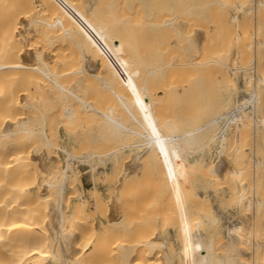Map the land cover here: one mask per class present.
<instances>
[{"label":"bare ground","instance_id":"6f19581e","mask_svg":"<svg viewBox=\"0 0 264 264\" xmlns=\"http://www.w3.org/2000/svg\"><path fill=\"white\" fill-rule=\"evenodd\" d=\"M146 1L148 0H125L123 3H121V0H0V264H264V194L259 193L260 199L257 198L254 201H250L251 191H246L250 182L248 179V183L246 181V176L249 172L254 171L255 182H257V177L259 176L258 170L264 169V153H262L264 151V140H262L263 142L261 141L263 146H260L263 151L255 145L256 148L260 149L261 155H263L262 160H260V157L259 160L256 158L257 160L252 159L250 162L248 160L250 157H248L245 162V153H243L245 151V145L251 141L249 136L252 134L248 132L251 126L255 127L252 129H256V131L263 127L261 128L263 131L260 134H264V69H262L264 63L261 64L263 61L262 57L264 58V51L260 53L259 48H257L259 46L264 48V36H260L261 39L263 38L262 41H259L260 38L257 36L259 43L257 42L256 44L258 46L256 45L257 47L255 46L254 48H257L258 50L256 49L255 51H259L260 55H262L259 56L258 54V58L254 54L257 56L255 58L260 60L255 59V61L258 60L261 62L255 63L254 66L258 64L262 65V67L257 66L255 69V73L258 74L257 78L252 66L249 68L252 69L254 74L248 72L249 68L246 67L250 63H248L251 60L249 58L250 55L253 58V53L250 54L249 51L251 52L252 47H254L251 45V48L249 46L245 49V45H250L248 43L249 41L251 43L249 36L244 37L246 31H249V28L246 30L247 24L249 21L252 23L254 19L248 20L250 19L249 15L248 19L243 17L244 19L242 21L239 19L238 14L232 15L231 13L230 15L232 16H229L232 20L230 27L227 28L224 26L225 28L223 27L221 32L218 33L219 36H216L218 37L217 40L213 38L216 42L213 41L212 44H215L209 45L215 47L206 46L207 49L204 46H196L194 44V48H192L193 46L188 47L189 49L185 48L187 49L186 51H190L189 54L191 56L189 58L192 59L191 61H193V58H197L194 60L195 62L193 61L194 63L189 61V65L185 64L188 66H186L187 68L184 67L185 65L183 66L185 60L182 58L180 62L183 63V67L181 68L176 66L178 64H175L176 62L178 63L179 59L175 63L168 61L170 60L168 57H171L169 54H172L171 52L174 49L171 52L170 50L166 52L164 49L169 42L163 44L167 40L172 41L170 40L171 36L164 31L166 27L168 29L171 27L172 30L179 31L187 25V22H189L188 24H193V21L196 19L201 20L200 17L195 16L196 14L208 16V21H212L210 19L213 18V14L217 13L215 11L219 7L220 11L231 6L242 10L249 1L210 0L212 1L211 3L219 6L211 14L212 16L210 18L208 11H213V7L215 6V4L213 6L211 5V9H213L211 10L208 7L211 4L210 2L204 4L206 2H202L203 0H164L171 5L168 7L170 11L167 17L170 15L173 16L170 14L172 11L175 17L177 15L179 16V14H186L184 18L185 22L188 18L191 19V17L195 19H192L193 21L188 20L184 27L182 26L184 24L183 21L182 24L180 22L178 24L176 23L178 20H175V17L172 19L170 16L171 19L169 18V20L164 21L165 18L168 19L166 17L167 13L163 14L166 9H162V6L161 8L156 6L162 10V13H160L161 10H156L157 8H154L150 5L149 1ZM234 3L235 5H233ZM256 3V10L254 11L257 14L258 20L260 19V22L258 24L256 21L255 25H259L258 27L264 26V0L256 1ZM255 5L254 7L251 6V8H249V5V9L246 7L247 11L251 14L254 13L251 9L252 7L255 9ZM179 6L182 7V12L180 11V13H178ZM237 12L236 10L235 13ZM223 13L221 14L225 15ZM192 14H194V17L189 16ZM221 14L218 16V18L220 17L219 19L214 15L216 22L218 19L220 24V19H222ZM244 14H247V12L245 11ZM162 15H165V17L163 18ZM222 20L224 22V18ZM213 23L215 21L211 22L212 25ZM209 24L207 25L209 26ZM196 25L193 24V26L199 27ZM248 26L250 27L249 24ZM258 27V32H262L260 34L264 35V27L263 29H261L262 27L260 29ZM236 29L241 30L242 35L236 33ZM161 31H164L163 34ZM164 33H167V36ZM151 34L153 35L154 41L159 42L160 47L163 48L166 46L163 48L165 54L162 53L160 47L155 56L148 57L149 55L139 52V41L143 37ZM163 35L166 37L163 38ZM206 35L208 36V34ZM168 36H170V39ZM186 39L188 40V37ZM195 43L200 44V40ZM241 43L244 44L241 45ZM122 45H127L132 49V58L129 57V62L123 59L127 51L120 49ZM172 46H169L170 49ZM123 50L124 53L122 54L121 52ZM245 50L249 51L247 52ZM166 53H169L167 54L168 56ZM212 53L215 54V57ZM206 54L213 56H210V58L214 59H211L213 61L212 64L215 63L214 65H209L204 61ZM164 55L168 58L166 62L163 60L165 63L162 62L163 57H165ZM181 55L184 56V54ZM184 59H186V63L189 60L187 58ZM243 60L245 61V65H242L244 64ZM167 61L172 64L167 63ZM232 63L236 66L232 65ZM215 65L218 72L222 75V78L219 81L221 83L219 84L217 82L219 85L216 84L218 90H216L218 92V97H216L218 98V100L216 99L217 107L215 105V108H212L214 109L213 115L210 112L212 116L205 127L199 125V127H196V131H192V129H195L193 128L195 123H193L194 125H192L190 131L185 129V127H189L190 123L185 122L188 126H184L182 125L184 122H181L182 124L174 122L177 119L175 116L174 119L172 117L173 121L165 119L170 115L163 111L162 116L164 120L161 121L162 126L159 125L162 127L159 128V134H154V131L151 132L148 129L145 131L144 128H149L148 123H152L155 120L154 118H156L152 115L153 111L151 110L155 108L154 106L157 108L155 93L150 89L153 82L158 80V83H154V86L156 84L158 85L156 88H153H158L157 90L160 91L161 88L159 89V87L166 84L164 82L160 84V79H166L169 76V80H171L172 76V81L175 80L177 83L178 81L176 80L183 76L181 75V71H183L186 72L183 76L186 82L188 79L186 80L185 76H188V71L189 74L190 71H193L192 74L195 71L202 74L204 71L206 72V66ZM189 66H191L190 69H188ZM126 68L128 70L130 69V71L129 73L127 72L128 76L124 77V79L126 78L125 81H122L120 79H123L122 74L123 76L126 74ZM142 68L144 70L146 69L145 73L143 72L144 70L142 71ZM122 70L125 71L123 72ZM227 70H229L230 74L232 72L237 74L239 71H244L243 81L246 86L255 82V89L250 90V98L251 101H254V105L250 104L249 101L247 102L250 106L253 105L255 112L262 107L259 111V116L255 117L251 115L254 110L250 114H246V112L245 114L241 113L245 109L244 106H247L246 104L248 103H233V95L239 89V84L238 79L232 78ZM120 71H122V74H120ZM173 74H178V78L175 79L176 75L173 76ZM200 79L202 80V78ZM200 79L198 80L197 86H195L197 89L203 87V80L200 82ZM120 81L122 82L120 83ZM172 81H170V84ZM117 82L123 87L119 85L117 87ZM86 85L88 86L87 89H85ZM246 86L245 88H247ZM136 88H138V94L135 95L134 92V96L132 97L131 93L133 92L131 91L133 89L135 91ZM247 89L249 91L250 88ZM79 92L81 95H84L85 99L81 100V95L78 94ZM155 92L157 91L155 90ZM101 93L106 97L105 102H108V100L110 102L111 98H115V104H113L114 101L112 100V104L105 107L107 111L105 114H101L103 117L98 116L95 110L97 107L96 101H99L96 99L98 98L97 95ZM180 94L174 92L173 98L175 100L179 99ZM86 99L89 102V106L91 105L90 108L87 106L89 109L87 107L85 108L88 105ZM83 101L86 102L84 103L86 105L82 103ZM166 101L170 103L167 99ZM158 103L160 104V102ZM156 108L154 109L155 113L157 111ZM108 110L109 113L110 110L112 112L114 111V114L112 112V114L110 113L114 117L112 116L110 118L111 115H108ZM173 111L175 112L174 109ZM171 112L168 111V113ZM222 113L227 114L223 124H220ZM171 115H174V113H171ZM102 118H104V121L107 119L108 123H103ZM99 120H102V124H105L106 127L101 126ZM141 122L143 124L147 122V127H144V130L140 131L144 126L142 124L140 130L138 128L133 129V131L138 130V132L134 135V138L130 137V139H135L136 142L134 144L127 141L124 142L125 140H130L126 137L128 133L125 134V132L123 133L122 131L121 133L120 131L122 129H130L132 131L131 127L133 126L134 128V125L137 124L139 126ZM58 124H61L67 132L70 130L75 135L78 133V137L73 135V137H76H74L75 139L85 137L84 140L81 139L83 141L77 139L81 144L76 140L79 144L78 147H80L79 149L75 148L79 150L78 152L83 150L84 147L81 148L83 144L85 146L91 144V147L92 144H102L103 148H105L104 152L102 147L97 146L103 150V153H100L96 146L93 148L90 147L89 151L88 149L86 151L89 153L84 154L85 157L89 158L84 159H86L85 161L89 160L90 166L86 164L91 168V172L94 175L97 171V159H101L102 161L110 159L113 166L120 160L122 164H125L126 160L122 158H124L123 156L127 151L132 152V149H134L136 152L137 149L139 150L149 145L150 147L154 145L166 146L164 163H173L178 168L175 174L176 182L178 181V185L181 183V186L184 185L185 187L178 188L176 184L177 189H171V184H168L171 182V179L168 177L170 179H167L169 181L168 183L164 182L163 184L162 182L161 184L163 186L160 184L162 187H165V183H167L166 191L162 187L159 191L154 193L152 191V196L163 199V201H161V198V200H158V202L161 201L162 209L158 205V207L156 205V207H153V205H126L128 204L127 200L130 201L129 197L127 198L129 196L127 189V196H125L127 192L123 189L122 191L125 192L124 195L118 192L112 193L106 198L101 196L102 193L99 192V194L98 191L92 190L94 192L92 193L94 205H84L85 201L82 199L84 194L81 189L83 185L80 179L76 180V175L79 172L75 169L76 164L80 162L78 161L80 158L78 155L80 154L77 153L74 147L73 149L78 155L74 154L72 149L70 151L67 148L60 147L57 141L59 140V131H56ZM84 124L89 125L90 129L92 127L91 132L88 130L92 137L91 141H89V137L87 139L85 136L87 134L83 133V136H80L81 134L79 135L82 131L87 130H82ZM99 127L104 131L100 132L101 129L99 130ZM80 128L81 131L79 130ZM118 130L119 132H117ZM130 130H128L129 134L131 133ZM152 130L158 131V127L157 129L154 127ZM190 132H195L194 135H196L193 136ZM118 133H121V136L122 134L126 136L121 137ZM133 133H131L132 136ZM129 134L128 136H131ZM152 137H155L153 139H156V137L159 138L151 141L150 138ZM120 138H122L121 141ZM139 138H142L144 141L141 142ZM248 138H250L249 141ZM217 142L220 144L218 150L220 158L219 160L217 159V162L210 163L211 166L208 164V166L203 165L204 162H199L200 164L197 163L199 166L195 167L192 161L188 159L189 154H192L194 157L195 154L205 152L208 147ZM167 145L172 146L168 147ZM58 151L64 152L67 156L68 162L66 163L64 161L66 164H61L60 153L58 154ZM91 151L92 153H90ZM145 151L148 153L147 150ZM140 152L143 153L142 149ZM248 152L250 154V151ZM164 153L162 154L164 155ZM126 155L129 156L130 152ZM150 156L154 155L150 154ZM223 156H237L239 158L241 156V159L233 157V163L230 165L223 160ZM82 159L81 162H84ZM70 160L78 162H75L76 164L73 167ZM120 162L119 164H121ZM261 163L263 169L258 166ZM197 172L204 180L208 181L211 177L214 178L216 186L219 184L218 186L226 185L230 187L232 193L231 200L238 203V205H235V208H239L241 217L239 215L240 213L238 215L242 222L227 228V242L223 241V231L219 230L217 232V229H221L218 228L220 227L218 225L220 219L212 211L209 200L206 201L203 196L195 195L196 193H193L190 189L192 186L190 184L192 181L191 178L193 177L195 179L199 177ZM183 175L186 176L185 179ZM195 175L196 177H194ZM164 178L166 179L167 175ZM178 178H182L180 180L183 183ZM165 179H162V181H166ZM36 181L37 187L34 190L33 187ZM231 183L235 184L230 185ZM238 184L240 185V190L241 187L245 189L241 193L236 192ZM210 185H212V182ZM234 185H237V187ZM44 186L54 191V200H50L48 196L52 193H43ZM46 189L44 192H48V189ZM139 190L141 191L143 189L140 188ZM169 190L173 192L171 193L173 195L176 193V198L178 197V199L173 198V201H180V204L178 203L179 205L171 203L172 196L169 195ZM176 190L177 192H174ZM140 191L137 196L134 195V198L138 202H144L146 196H148L147 193L150 194V192L148 190L146 192ZM217 192L219 193V191ZM65 193H67L66 197ZM177 193L179 194L177 195ZM165 196L168 198H164ZM76 199L77 201L72 204ZM168 202L169 205H166ZM114 203L116 205H113ZM90 206H93L92 208L95 209L94 215L96 214L102 219H105V225L101 221L97 225L90 220L91 217H87L91 210ZM246 211H251V215ZM127 214L128 217L126 216ZM244 214L246 216H243ZM207 216L210 218L209 220L206 219ZM203 217L209 222H204ZM115 219L117 220L115 221ZM153 221L155 223L157 221L158 223L160 221V224L162 223L161 225L164 230L160 229L161 226H158V229L161 232L165 231L168 235L166 236L164 234L166 238L163 241L157 240L159 235L155 239L153 231L157 226H153ZM206 223L209 226L211 225L208 234H206L205 230ZM151 224H153L152 227ZM220 231L222 232L220 233ZM172 232L175 233L173 234L176 236V240H179V243L181 242V245H179L180 248L176 249L172 244L170 245L169 237L172 235ZM247 254L249 256L248 258L245 257Z\"/></svg>","mask_w":264,"mask_h":264},{"label":"rangeland","instance_id":"374dc122","mask_svg":"<svg viewBox=\"0 0 264 264\" xmlns=\"http://www.w3.org/2000/svg\"><path fill=\"white\" fill-rule=\"evenodd\" d=\"M125 0H121V3H123ZM149 1V3H150V5L151 6H153L154 8H161V6H162V9L164 8V10H165V12L163 13V14H166V17L168 16V13H169V11H170V8H168V7H170L171 5L169 4V3H166L164 0H160V2H159V0H148ZM148 1H146V2H148ZM247 1H249V2H251L250 4H249V2H247V5L246 6H244V10L242 9V10H238L237 8H235V6H231L229 9L228 8H224V10H221L222 12H224L225 13V15H222L221 13V11L219 10L220 9V7L217 5V4H215V3H211L212 1H210V0H203L202 2H206V3H204V4H207V3H211L208 7L211 9V5L213 6V4H215V6L213 7L214 8V10L213 9H211V10H213V11H208V15L210 16V18H211V14H213V12L218 8V10H219V12H221V13H219L218 12V10L217 11H215V12H217V13H215V14H213V18H211L210 20H212L213 22L215 21V23H213V25L211 24V22L212 21H208V16H202V15H198V14H196L195 16L196 17H200V19L203 21H201V20H195V19H193L192 17H191V19H189L188 17V19H187V21L188 20H195V21H193V24L194 25H198L199 27H195V26H193V24L191 23V24H188L189 22H187V25H190V26H187L186 25V22H185V20H184V18H185V16H186V14H179V16L177 17H175L174 15V13L171 11L170 12V14H172L173 16H171L172 17V19L175 17V20H178L176 23L178 24V22H180L181 24H182V21H183V27L184 28H182L181 30H179V31H181V32H179L178 30V32L179 33H181V34H179L177 31H175L174 29L172 30V28L171 27H169V29H168V27H166V29L165 28H163V29H165L164 31L165 32H167L168 33V35H170L171 36V39L169 38L170 36H168V38L170 39V40H172L171 42L170 41H166V42H164V40H163V44H167L168 42H169V44H167V47L165 46V45H163V46H165V47H163V48H165L164 49V51H166L167 52V50H168V52H169V50H170V52L172 51V49H174L173 50V52H171L172 54H169V53H166V55L167 54H169V55H171V57L169 56L168 58L170 59V60H168V58H167V56L166 55H164L165 57H163V59H162V62H164L163 60H165V62H166V60H168V61H171V62H173V63H175L176 61H178L177 59H179V61H178V63L176 62L175 64H178V65H176L177 67H183L185 64H187V65H189L188 63H190V62H192V63H194L195 61L194 60H196L197 58H193V61H191L192 59H190L189 57L191 56V54H189L190 53V51H186L187 49H189L188 47H190V46H193L192 48H194L195 46H194V44H196V46H204L205 48H207V47H215V46H209V45H211L212 43H213V41H214V39L213 38H215L216 40H217V38L218 37H216V36H219V32H221V30H222V28L225 26V27H227V28H229L230 27V25L232 24V20L230 19V17L233 15V14H238V16H239V19L240 20H242V19H244L243 17H245V18H247L248 19V17L250 18V19H248V20H252L253 18V20H252V23H250L251 21H249V25H250V27L248 26V24H247V28H246V30L249 28V31L247 30L246 31V33L248 32V34H246L245 32V36L244 37H248L249 36V39L251 40V43H250V41L248 42L250 45H245V49H247V47H249L250 46V48H251V45H253L254 47H252L253 49V51L251 50V52L249 51V50H245V51H249V53L250 54H252L253 53V58H251V55H250V61H248V63L250 64H246L247 66V68H249L250 66H252V69H254L253 70V72L255 73V69H256V67L258 66H261L262 67V65L261 64H263L264 63V58L262 57V59H263V61H262V63L261 62H259L260 60L258 59L259 58V56H262V55H260V53H263V51H264V48H261L260 46L259 47H257L258 46V44H256L257 42H258V39H259V41H262V39H261V37L262 36H264V35H261L260 33H262V32H258V30H257V27L259 26V25H255V23H256V21L258 22V24H259V22H260V19L258 20V17H257V14H255L256 12L254 11V10H256V5H257V3H256V1H259V0H247ZM165 2V3H164ZM137 3V2H136ZM154 4V5H152V4ZM255 3H256V5H255ZM159 4V5H158ZM166 4V5H165ZM163 5H165L164 7H163ZM216 5H217V7H216ZM233 5H235V3L233 4ZM237 5V4H236ZM250 5V6H249ZM254 5H255V9H253V7H254ZM157 6V7H156ZM160 6V7H159ZM248 6H249V8H251V6H253L252 7V12H254V13H250V12H248L247 11V8H248ZM180 7V9L178 8V13H180V11L182 12V7L181 6H179ZM247 7V8H246ZM156 9V10H161V9ZM208 8V10H210ZM235 8V9H234ZM248 8V9H249ZM227 11H226V10ZM234 10H235V12H236V10L238 11L237 13H235L234 12ZM226 11V12H225ZM245 11L247 12V14H244L245 13ZM160 13H162V10H161V12ZM219 13V14H218ZM223 13V14H224ZM232 13V15H230ZM253 16H251L250 14ZM218 14V16L221 14L222 16V19L224 18V22H222L223 20L222 19H220L221 21V24L218 22V19L220 18H218V16H216ZM255 16H254V15ZM214 15L218 18L217 19V22H216V17H214ZM227 15V16H226ZM245 15V16H244ZM249 15V16H248ZM163 16V18L165 17V15H162ZM167 17L168 19H164V21H166V20H169V18L171 19V17ZM184 16V17H183ZM189 16H193L194 17V14H192V15H189ZM224 16V17H223ZM230 16V17H229ZM227 17V18H226ZM252 17V18H251ZM176 18H178V19H176ZM181 18V19H180ZM202 18H204V19H202ZM207 18V19H206ZM199 19V18H198ZM205 19H206V22H205ZM227 19V20H226ZM246 19V21H248ZM174 20V21H175ZM180 20V21H179ZM255 20V21H254ZM243 21V20H242ZM191 22V21H190ZM195 22V23H194ZM199 23V24H198ZM202 23L204 24L203 26H202ZM208 23H210L209 24V26L207 25ZM243 23V22H242ZM206 24V25H205ZM219 24H220V26H219ZM223 24V25H222ZM191 25H192V27H191ZM196 25V26H197ZM253 25V26H252ZM202 26V27H201ZM208 28H207V27ZM217 26V27H216ZM245 26V25H244ZM244 26H242V27H244ZM255 26H257V27H255ZM194 27V28H193ZM216 27V28H215ZM224 27V28H225ZM251 27H253V28H251ZM260 27H262L261 29H263V27L264 26H260ZM260 27H258L259 29H260ZM191 28H192V32H191ZM251 28V29H250ZM185 29H186V31H185ZM208 29V30H207ZM168 30V31H167ZM169 30H171V31H169ZM229 30V29H228ZM239 29H236V33H239V34H241L242 35V33L240 32L241 30H239ZM257 30V31H256ZM264 30V29H263ZM164 31H161V33L163 34V32ZM224 31V30H223ZM243 31H245L244 29H243ZM170 32V33H169ZM187 32V33H186ZM189 32V33H188ZM229 32V31H228ZM252 32H253V34H252ZM256 32V33H255ZM258 32V33H257ZM264 32V31H263ZM167 33H164V35H166L167 36ZM178 33V34H177ZM184 33V34H183ZM187 34V36H186V34ZM215 33V34H214ZM233 33V32H232ZM162 34H161V37H162ZM177 34V35H176ZM206 34H208V36H209V34H211L209 37L206 35ZM218 34V35H217ZM257 34V35H256ZM163 35V38L164 37H166V36H164ZM174 36V38H172L173 36ZM198 35V36H197ZM203 37H202V36ZM229 35H230V33H229ZM234 35H235V33H234ZM153 35L151 34V35H147V36H145V37H143L142 38V40H140L139 41V46H138V50H139V52H141V53H144V54H146V55H149L148 57H150V56H152V55H156V52L159 50V42H156V41H154V39H153V37H152ZM184 36H186V37H184ZM233 36V35H232ZM253 36V37H252ZM257 36L259 37V38H257ZM261 36V37H260ZM183 37V38H182ZM188 37V40L186 39ZM190 37H192V38H190ZM256 37V38H255ZM167 39V38H166ZM183 39H186V40H183ZM192 39V41H193V44L191 45V43H192V41H190ZM206 39V40H205ZM245 39V38H244ZM161 40V41H162ZM200 40V44H198V43H195L196 41H199ZM202 40H203V42H202ZM216 40L214 41V42H216ZM243 40V39H242ZM248 40V39H247ZM204 41H205V43H204ZM256 41V42H255ZM263 41H264V39H263ZM207 42V43H206ZM253 42V43H252ZM190 43V44H189ZM248 43H245V44H248ZM259 43V42H258ZM161 44V43H160ZM198 44V45H197ZM206 44V45H205ZM215 44V43H214ZM214 44H212V45H214ZM242 44H244V43H241V45ZM171 45H173L172 47H171V49H170V47L169 46H171ZM257 45V46H256ZM124 46V47H123ZM207 46V47H206ZM255 46L257 47V48H259V50H260V53H259V51L258 52H256L255 50L257 49H254L255 48ZM123 47V48H122ZM174 47V48H173ZM156 48V49H155ZM161 49H162V53H164L165 54V52L163 51V48L162 47H160ZM168 48V49H167ZM185 48H187V49H185ZM191 48V49H192ZM121 50L122 49H125V51H127V54H126V56H125V54H124V56H125V58H123V59H126V61L127 62H129V60H130V58L129 57H131L132 58V56H131V54L133 53L132 52V49L130 48V47H128L127 45L125 46V45H122L121 46V48H120ZM131 49V50H130ZM177 49V50H176ZM208 49V48H207ZM206 49V50H207ZM210 49H212V48H210ZM249 49V48H248ZM258 50V49H257ZM177 51H179V52H177ZM209 51V50H208ZM213 51V50H212ZM132 52V53H131ZM151 52V53H150ZM177 52V53H176ZM185 52V53H184ZM256 52V53H255ZM120 53V52H119ZM119 53H117L119 56H121V57H123L121 54H119ZM122 54L124 53V50H123V52H121ZM189 55H188V54ZM178 54V55H177ZM181 54H184V56L183 55H181ZM208 54H209V52H208ZM257 55L258 56V54H259V56H258V58H255V57H257V56H255V55ZM264 54V53H263ZM128 55V56H127ZM163 55V54H162ZM179 55H180V57H179ZM188 55V56H187ZM207 55V54H206ZM204 56V61H206L209 65L211 64V65H214V64H212V62L213 61H211V59L212 58H210V56H214L215 54H213L212 53V55H207V56ZM182 56V57H181ZM209 56V57H208ZM212 56V57H213ZM208 57V59H209V61H208V59H206ZM215 57V56H214ZM164 58H166V59H164ZM181 58L183 59V60H185L184 61V64L183 63H181L180 62V60H181ZM184 58H187V60H188V62L186 63V59H184ZM247 58V57H246ZM261 58V57H260ZM128 59V60H127ZM203 59V58H202ZM248 59V58H247ZM247 59H246V61H247ZM255 59H258L257 61H255ZM199 60H200V58H199ZM212 60H214V59H212ZM249 60V59H248ZM125 61V60H124ZM167 61V63H169ZM190 61V62H189ZM203 61V60H202ZM203 61V62H204ZM164 62V63H165ZM170 62V63H171ZM181 64H180V63ZM245 61L243 60V63H244ZM169 63V64H170ZM196 63H198L197 61H196ZM257 64V63H261L260 65L258 64V65H255L254 66V64ZM172 64V63H171ZM182 64H183V66H182ZM208 64H206V65H208ZM230 64H231V62H230ZM187 65H185L184 67H186ZM218 65V64H217ZM232 65H234L233 63H232ZM242 65H245V63L244 64H242ZM264 65V64H263ZM234 66H236V65H234ZM233 66V67H234ZM188 67V66H187ZM186 67V68H187ZM190 67L191 66H189V68L188 69H190ZM207 68V70H206V72H207V74H206V72L204 71V73H202V74H200L199 72H197V71H195L194 72V74H192V72L190 71V74H189V71H188V73H187V75L189 76H185V78H186V80L188 79V81H186L185 82V79H184V75H185V73L186 72H183V71H181V75H183V76H179L180 77V79L178 78V74L176 75V74H173V76L174 75H176V77H175V79H177L178 78V80H176V81H178L177 83L175 82V80H173L172 81V76H171V80H169L170 79V77L168 76V78L166 77V79H160V81H159V83L160 84H162L163 82L164 83H166L165 85H161L162 87H159V89H160V91L159 90H157V89H155L156 88V86L158 85V84H156V86H154L155 84L154 83H158L157 81H155V82H151L152 83V85H151V88L150 89H152V91H154V95L156 96L155 98V100H156V105H157V108H156V106H154L156 109H157V111H156V113H155V108L154 109H151L153 112H152V115L154 116V117H156V118H154L155 120L154 121H152V123H148V126H149V128L146 126L147 125V122H145V124H143L142 122H141V124L138 126V124L137 125H134V128H133V126L132 125H129V126H132L131 128H132V131L130 130V129H125V130H121L120 132L122 133V131H123V133L125 132V134H129V131L128 130H130L131 131V133H133V136L131 135V133L129 134V135H131V136H128V134H127V136L125 135V134H122V136L121 137H128L129 139H130V137H132V138H134V135L138 132V130H140V128L142 127V124L144 125L143 127H142V129L140 130V131H143L144 129H145V131L148 129L149 131H151V132H153L154 134L155 133H157V134H159V128H162V127H160L159 125H161L162 126V124H161V121L162 120H164L163 119V116H162V112L164 111V113H167V114H169L170 116H168L167 118H165V119H170V120H172L173 121V119L176 117L177 119H176V121L174 120V122H178V123H180V124H182L181 122H184L182 125H184V126H188L185 122H188V124H189V127H185V129H188V130H190L191 131V127H192V125H194L193 123H195V125L193 126V128H195V129H192V131L194 130V131H196V127H199V125L201 126V127H205V125L207 124V122L209 121V119L211 118V116L213 115V112H214V109H212V108H215V105H216V107H217V100H218V98H216V97H218V90H217V86H216V84H217V82L219 83V81H221V78H222V75L220 74V72H218V69H217V67H216V65L215 66H206ZM213 67V68H212ZM264 67V66H263ZM262 67V69H264ZM209 68V69H208ZM212 68V69H211ZM218 68H219V65H218ZM234 68H236V67H234ZM250 69V68H249ZM248 69V72H252V69H250L249 70ZM128 69L126 68V71L125 70H122L123 72L125 71V73L126 74H124V76H123V74H122V71H120L121 73L120 74H122V77H123V79H120V80H122V81H125V79H124V77H126V76H128V73H129V71H130V69L127 71ZM144 70V68H142V71ZM181 70V69H180ZM185 70V69H184ZM210 70V71H209ZM228 72H229V70H227ZM226 71V72H227ZM128 72V73H127ZM144 73L146 72V69L143 71ZM182 72H183V74H182ZM232 72V71H231ZM240 72V73H239ZM237 74H234L233 72L230 74V72L228 73L230 76H232V78H237L238 79V84H239V89L235 92V94L233 95V103L235 102V103H237V104H245V103H248L247 101H249V103L250 104H253L254 105V101H251V91L250 90H254L255 89V86H254V84H255V82H252L253 84H251V85H248V86H246V85H244L245 84V82L243 81V76H244V71H239ZM252 72V73H253ZM218 73V74H217ZM253 73V74H254ZM180 74V73H179ZM234 74V75H233ZM191 75V76H190ZM193 75V76H192ZM236 75V76H235ZM255 75H256V78H257V76H258V74H256L255 73ZM121 76V75H120ZM188 77V78H187ZM191 77H193L192 79H191ZM206 77V78H205ZM121 78V77H120ZM181 78H182V80H181ZM200 78H202V80H203V87L202 88H200V89H197V88H195V86H197V83L199 82L198 80L200 79ZM168 79V80H167ZM119 80V79H118ZM161 80H163V81H161ZM201 79H200V82L202 81ZM207 80V81H206ZM216 82H215V81ZM218 80V81H217ZM256 80V79H255ZM255 80H253V81H255ZM122 81H120V83L122 82ZM170 81H172L171 82V84H170ZM88 83H89V81H87ZM87 82H85L86 84H87ZM100 82V81H99ZM207 82V83H206ZM118 83V84H117ZM116 83V86L118 87V85L120 86V87H123V86H121L120 84H119V82H117ZM141 83V82H140ZM176 83V84H175ZM180 83V84H179ZM211 83V84H210ZM221 83V82H220ZM219 83V84H220ZM188 84V85H187ZM219 84H217V85H219ZM207 85V86H206ZM115 86V87H116ZM171 86V87H170ZM205 86V87H204ZM214 86V87H213ZM245 86L247 87V88H250L249 89V91H250V93H249V91H247L248 89L247 88H245ZM87 85H86V88L85 89H87ZM153 87H155V88H153ZM206 87H208V88H206ZM215 87H216V89H215ZM206 88V89H205ZM84 89V90H85ZM137 89L138 88H136L135 89V91H134V89L131 91V92H133V93H131V95H132V97L134 96V92H135V95H137L138 94V91H137ZM157 91V92H155V90ZM165 89H166V91H165ZM201 90V91H200ZM203 90V91H202ZM215 90V91H214ZM217 90V91H216ZM86 91V90H85ZM207 91V92H206ZM174 92H178V93H181L180 94V98L179 99H177V100H175L174 98H173V94H174ZM215 92H216V94H215ZM78 94H80L81 95V93L79 92ZM161 94H164V95H161ZM168 95V96H167ZM184 95V96H183ZM190 95V96H189ZM213 95V96H212ZM83 96V97H82ZM89 96H91V95H89ZM162 96V97H161ZM236 96V97H235ZM97 97L98 98H96L97 100H99L98 102L96 101V105H97V107L95 108V110H96V112H97V114H98V116H101V117H103L101 114H105L106 113V111H107V108H105V107H108V105H111L112 104V102L115 100V98H111L110 99V102H109V100H108V102L106 103L105 102V96H103L102 95V93L100 94V95H97ZM168 97V98H167ZM182 97H183V99H182ZM185 97H187V98H185ZM213 97V98H212ZM87 99H88V97H86ZM83 99H85V97H84V95L82 94L81 95V100H83ZM86 99V102L88 101ZM108 99V98H107ZM166 99L168 100V102H170V103H167V101H166ZM207 99V100H206ZM210 99V100H209ZM214 99H215V101H214ZM217 99V100H216ZM113 100V101H112ZM159 100V101H158ZM85 101V100H84ZM82 102L83 104L84 103H86V102ZM92 101V100H91ZM90 101V102H91ZM163 101V102H162ZM183 101V102H182ZM191 101H193V102H191ZM158 102H160V104L158 103ZM178 102V103H177ZM214 102V103H213ZM98 103V104H97ZM99 103H100V105H99ZM106 103V104H105ZM110 103V104H109ZM167 103V105H166V107H165V104ZM205 103V105H203ZM207 103V104H206ZM209 103V104H208ZM216 103V104H215ZM246 104L247 106H244L245 107V109H244V111L242 110V114L244 113L245 114V112H246V114H250V112H252L253 110H254V107H253V105H251L252 107H253V109H252V107L250 106V104ZM82 104V105H83ZM87 104L88 105H86V104H84V105H86L85 106V108L88 106L89 108L91 107V105L89 106V102H87ZM91 104V103H90ZM102 104H103V106H102ZM113 104H115V101L113 102ZM176 104V105H175ZM83 105V106H84ZM105 105H107V106H105ZM163 105V106H162ZM212 105H214L213 107H212ZM159 106H160V108H159ZM209 106V107H208ZM87 107V108H88ZM168 107H169V109H171L172 110V112H171V110H169L168 109ZM209 109H208V108ZM88 108V109H89ZM99 108V109H98ZM167 108V109H166ZM248 108V109H247ZM262 108V107H261ZM261 108H260V110H261ZM161 109V110H160ZM173 109L175 110V112L173 111ZM178 109V110H177ZM247 109V110H246ZM212 110V111H211ZM259 109H258V111L256 110V112H255V110L251 113V115H254L255 117L256 116H259L260 114H259V111H260ZM161 111V112H160ZM168 111L169 112H171L172 114L174 113V115H171V113H168ZM112 111L110 110V113H111ZM114 112V111H113ZM112 112V113H113ZM151 112V111H150ZM149 112V113H150ZM212 113V115H210L211 113ZM248 112V113H247ZM109 113V110H108V115L110 116L111 114ZM154 113H155V115H154ZM204 113V114H203ZM258 113V114H257ZM94 114H95V112H94ZM96 114V115H97ZM114 114V113H113ZM117 114V113H116ZM178 114V115H177ZM189 114V115H188ZM192 114V115H191ZM194 114V115H193ZM201 114V115H200ZM226 114L227 113H222L221 114V119H220V124H223V122H224V119L226 118ZM95 115V116H96ZM118 115V114H117ZM117 115H115V116H117ZM210 115V116H209ZM106 116H107V114H106ZM108 116V117H109ZM114 117V115H111L110 116V118L111 117ZM119 116V115H118ZM117 116V117H118ZM162 116V118H160ZM165 116H167V115H165ZM164 116V117H165ZM175 116V117H174ZM179 116V117H178ZM184 116V117H183ZM194 116V117H193ZM200 116V117H199ZM97 117V116H96ZM159 117V118H158ZM170 117V118H169ZM172 117H173V119H172ZM186 117V118H185ZM98 118V117H97ZM105 118V117H104ZM104 118H102L103 119V121L102 120H99L100 121V124H101V126L103 125L102 124V122L104 123V122H106V124L108 123L107 122V119L104 121ZM182 119V120H179V119ZM184 118H185V120H184ZM159 119V120H158ZM196 119H197V121H196ZM117 120H119L118 118H117ZM184 120V121H183ZM102 121V122H101ZM159 121V122H158ZM205 121H206V123H205ZM153 123H154V125H153ZM158 123V124H157ZM152 124V128L150 127V125ZM186 124V125H185ZM197 124V125H196ZM201 124H203V125H201ZM59 125V126H58ZM56 127H57V130L56 131H59L58 132V139L59 140H57L58 141V143H59V145H60V147L61 148H67V149H72L74 152V154H76V155H78L77 153H79L80 155H78V156H80V158H79V160L78 161H80L81 162V159H82V157H83V159H82V161L84 160V162H78V161H75L74 162V160H70V162H71V164L73 165V167H74V164H76V167L78 168H76L75 167V169L76 170H78V172L79 173H77V175H76V180H81V182H82V188L79 186V188H81L82 190H83V200L85 201V204L84 205H94L93 204V201H92V193H94L92 190H94V191H98V193L100 192V193H102L101 194V196L103 197V198H106L108 195H111L112 193H121L122 195H124L125 194V192H123L122 190L124 189V191H126V189H127V191L129 192V196H127L128 195V192L126 193V195L125 196H127V198L129 197V200L130 201H128L127 200V203L128 204H126V205H153V207H156L157 205L158 206H160L159 208L160 209H162L163 207H161L162 206V204H161V201H163V199L161 198V197H154V196H152L153 195V193L154 192H156V191H159L160 190V188L163 186L161 183L163 182V184H164V182H169L168 180H170L171 182H169L168 184H171L170 186H171V189H173V190H175V188H176V184L178 183V181L176 182V177H175V174L177 173V171H178V168H176V166L173 164V163H164V158H165V153H164V151H165V149H166V146H158V145H154V146H151L150 147V145L149 146H146V147H143V148H140L139 150L137 149L136 150V152H135V150L134 149H132V152L131 151H127V153H125V155L123 156L124 158H122V159H124V160H126L125 161V164L123 163H121L120 161V163L121 164H119V162H117L114 166H113V164H112V162L110 161V159H107L106 161H102L101 159L99 160V159H97L96 160V162H97V171L95 172V175L91 172V168L89 167L90 166V162H89V160H87V161H85L86 159H89L88 157H85L84 156V154H86V153H89V152H86L87 151V149H88V151H89V148L91 147V144L90 145H87V143H86V145L87 146H85V144H83V145H81V148L82 147H84L83 148V150H81V152H78L79 150H77V149H79L80 147H78L79 146V144L78 143H80L81 144V142H79V140L80 141H83L84 140V138L85 137H80L81 139H83V140H81V139H79V138H77V139H79V140H77V139H75L76 137L75 136H77L78 137V133H76L77 135H75L74 133H71L72 131H70V130H68V132H67V130L66 129H63L64 127L63 126H61V124H58ZM156 125V126H155ZM61 126V127H60ZM99 126V125H98ZM103 126H105V124L103 125ZM136 126V127H135ZM155 127V129H157V127H158V131H156V130H152V129H154V127ZM83 127V128H82ZM81 128H82V130L83 129H87V130H84V131H87V132H84V131H82L81 133H79V135L80 136H83L82 134L84 133V134H87V135H85L86 137H87V139H88V137H89V141H91L92 140V137L90 136V133H89V131L91 132V129H92V127H91V129L89 128V125H86V124H84V126H82ZM106 127V126H105ZM108 127V126H107ZM144 127H147V128H144ZM61 128V129H60ZM81 128L79 129L80 131H81ZM126 128H128V127H126ZM130 128V127H129ZM135 128H138V130H134L133 131V129H135ZM144 128V129H143ZM175 128V127H174ZM252 128H255V127H250V129H249V131L248 132H250L249 134H252L251 136H249L250 138H251V141H249V139L250 138H248V143L245 145V151L243 152V153H245V158L246 159H244V161L245 160H247V158L248 157H250V158H248V160L250 161H252V159L253 160H259L260 159V157H261V159L260 160H262L263 158V155H261V153H260V149H262L260 146L262 145L263 146V144H262V140H264L263 138H264V134H260V133H262V129L261 128H263V127H261V128H259V129H257V131H258V133H257V131H256V129H252ZM101 129V130H100ZM103 129H104V127H103ZM106 129V128H105ZM151 129V130H150ZM261 129V130H260ZM66 130V131H65ZM89 130V131H88ZM99 130H100V132L102 131H104V130H102V128H100L99 127ZM254 130V131H253ZM79 131V132H80ZM128 131V132H127ZM185 131V130H184ZM62 132V133H61ZM65 132H67V133H65ZM70 132V133H69ZM117 132H119V130L117 131ZM186 132V131H185ZM189 132V131H188ZM252 132V133H251ZM256 132V133H255ZM191 133V132H190ZM194 133L195 132H193V133H191V134H193V136H195L194 135ZM187 134H189V133H187ZM191 134H189L190 136H192ZM68 135V136H67ZM73 135H75L74 137H73ZM125 135V136H124ZM257 135V136H256ZM73 138H72V137ZM68 137V138H67ZM153 138H155V137H152V138H150L151 139V141L152 140H156V139H158L157 137H156V139H153ZM258 138V139H257ZM261 138V139H260ZM61 139V140H60ZM69 139V140H68ZM72 139V140H71ZM74 139H75V141H74ZM127 139V138H126ZM142 139V138H141ZM140 138H139V140L141 141V142H143L144 140L142 139L141 140ZM76 140L78 141V143L76 142ZM86 140V139H85ZM122 140V138H120V141ZM123 140H125V138H123ZM179 140V139H178ZM181 140V139H180ZM256 140H258V142H256ZM74 141V142H73ZM87 141V140H86ZM130 142L131 144H134L136 141H135V139H130V140H125L124 142ZM145 141H146V139H145ZM262 141V142H261ZM253 142V143H252ZM255 142H256V144H255ZM74 143H77V144H74ZM98 144H100V143H98ZM258 144H259V146H258ZM219 142H217V143H214L213 145H211L210 147H208L207 148V150H205V152H203V153H197V154H195V156L193 157V155L192 154H189L188 155V159L189 160H191L192 161V164L193 165H195V167L196 166H199V164L200 163H202V162H204L203 163V165L205 164V165H209V166H211V164L210 163H215V162H217V159L219 160V158H220V156H219V153H218V150H219ZM255 145H257V147L259 148L260 147V149H258V148H256V146ZM67 146V147H66ZM71 146V147H70ZM94 146H100V147H102V149L104 150L105 148H103V146H102V144L101 145H95V144H92V147L91 148H93ZM168 147H170V146H172V145H167ZM251 146V147H250ZM73 147H74V149L75 148H77V149H75V150H77V153L75 152V150L73 149ZM88 147V148H87ZM164 147V148H163ZM247 147H249V148H251V149H253V150H251V149H249V148H247ZM253 147V148H252ZM98 148V149H97ZM96 149L98 150V152H100V153H103V150L102 149H100L99 147H97ZM148 148V149H147ZM151 150H150V149ZM159 148H160V150H162V151H160L159 150ZM86 149V150H85ZM100 149V150H99ZM141 149H142V152L143 153H141L140 151H141ZM153 149V150H152ZM92 150V149H91ZM95 150V149H94ZM93 150V151H94ZM145 150H147V152L150 150V152H148V153H146V151ZM209 150V151H208ZM258 150V151H257ZM71 151V150H70ZM83 151V152H82ZM145 151V152H144ZM152 151H154V152H152ZM160 151V152H159ZM248 151H250V154H249V152ZM262 151H263V149H262ZM261 151V152H262ZM104 152H105V150H104ZM129 152H130V155L128 156V155H126V154H129ZM134 152V153H133ZM164 153V155L162 154V153ZM60 153V154H59ZM90 153H92V151L90 152ZM206 153V154H205ZM248 153V154H247ZM255 153H257V154H255ZM262 153H264V151L262 152ZM58 154H59V156H60V158H61V164L62 165H64V164H66L68 161H67V156L64 154V152L62 153L61 151H58ZM83 154V155H82ZM133 156H132V155ZM135 154V155H134ZM150 154L152 155H154V156H150ZM215 154V155H214ZM246 154H247V157H246ZM82 156V157H81ZM128 158H126V157ZM164 156V157H163ZM189 156H190V158H189ZM243 156V155H242ZM131 157V158H130ZM139 157V158H138ZM233 157H236V158H238V159H241V156H240V158L239 157H237V156H233ZM232 156H223V160H225L226 162H228L230 165H232V163H233V160H234V158H233ZM244 157V156H243ZM65 158V159H64ZM84 158H86V159H84ZM126 158V159H125ZM141 158V159H140ZM213 158V159H212ZM257 158V159H256ZM199 159H200V161H199ZM123 160V161H124ZM129 160V161H128ZM264 160V159H263ZM64 161L66 162V163H64ZM102 161V162H101ZM212 161V162H211ZM242 161H243V159H242ZM250 161V162H251ZM73 162V163H72ZM104 162V163H103ZM200 162V163H199ZM246 162V161H245ZM89 165H87V164ZM107 163V164H106ZM197 163H199V164H197ZM242 163V162H241ZM244 163V162H243ZM110 164V165H109ZM119 164V165H118ZM197 164V165H196ZM104 165V166H103ZM123 167H122V166ZM207 165V166H208ZM263 165H264V163H263ZM101 166V167H100ZM175 166V167H174ZM259 166V168L261 167L262 169H263V167H262V163H261V165H258ZM107 168V169H106ZM136 170V171H135ZM138 170V171H137ZM189 171H191V170H189ZM259 171V176L257 177L258 179H257V182H255V178H254V171L252 170V172L250 171H248L249 172V174L246 176V181H247V179L251 182H249V184H248V186L249 187H247L246 188V191L247 192H249V191H251V193H250V195H251V200L250 201H254V200H256L257 198H259V195L261 194V193H263L264 194V169L263 170H258ZM260 171H262V172H260ZM198 173V172H197ZM188 174V173H187ZM166 175H167V178L165 179L164 177H166ZM190 175V174H189ZM198 176L200 175L199 173L197 174ZM177 176V175H176ZM184 176V175H183ZM191 176V175H190ZM189 176V177H190ZM201 176V175H200ZM196 177V175L194 176V177H196L195 179L192 177L191 178V180L189 179V181H191V183L190 184H192V186L190 187V189L193 191V193H196L195 195H200V196H203L204 197V200H209V205H210V207L212 208V211L215 213V215L220 219V223L218 224V225H220V227H218V228H221V229H217V232H219V230H222V231H220V233L222 232L223 234H222V236H223V241H225V242H227V240H228V237H227V235H226V232H227V228L228 227H231V226H233L234 224H238V223H241L242 221H241V219H240V217H241V212H240V210H239V208H235V205H238V203H235V202H233L232 200H231V198H232V193H231V190H230V187H227L226 185H220V186H216L215 184V179L214 178H210V179H212L211 181H210V179L207 181V180H204V178H202V177ZM39 177V176H38ZM170 179H169V178ZM178 177V176H177ZM181 177V176H180ZM185 177L186 176H184L183 178L185 179ZM162 179H165L166 181H162ZM168 179V180H167ZM179 180L180 179H182V178H178ZM177 179V180H178ZM187 179V178H186ZM194 179V180H193ZM38 180H39V178H38ZM200 180H201V182H200ZM203 180V181H202ZM97 181V182H96ZM161 181V182H160ZM187 181V180H186ZM186 181H184V182H186ZM207 183H205V182ZM210 181V182H209ZM180 182H182L181 180H180ZM203 182V183H202ZM212 182V185H210V183ZM254 182V183H253ZM167 183H165V187H162V189H164L165 188V191H166V185H167ZM183 183V182H182ZM187 183V182H186ZM247 183H248V181H247ZM255 183H257L256 184V186H254L255 185ZM162 186H161V185ZM233 184H235V183H231L230 185H233ZM34 190H36V187H37V181L34 183ZM178 185V184H177ZM147 186H148V188H147ZM214 186V187H213ZM215 186H216V188H215ZM229 186V185H228ZM234 186H236L237 187V185H234ZM252 186V187H251ZM258 186V187H257ZM146 187V188H145ZM168 187V186H167ZM178 188H181V187H185L184 185H182L181 186V183H179V185L177 186ZM189 187H187L188 189H189ZM223 187V188H222ZM47 187L46 186H44V190L46 189ZM140 188H142L143 190H141V191H143V192H146V190H148L149 192H150V194L149 193H147L148 194V196H146V199H145V201L144 202H138V201H136V198H134V195L135 196H137L138 195V193H139V189ZM228 188V189H227ZM257 188H260V189H257ZM48 189V192H44V190H43V193L44 194H50V193H52V194H50V195H48L49 196V198H50V200H54V198H55V196H54V191L53 190H50L49 188H47ZM46 189V190H47ZM85 189V190H84ZM88 189V190H87ZM144 189H146V190H144ZM154 189V190H153ZM156 189V190H155ZM161 189V191H163ZM177 189V188H176ZM221 189V190H220ZM238 189V190H237ZM89 190H91L90 192H89ZM137 190V191H136ZM139 190V191H138ZM180 190V189H179ZM215 190H217V191H219V193L217 192V191H215ZM245 189H243L242 187H241V190H240V185L238 184V188H236V192L237 193H241V192H243ZM50 191V192H49ZM52 191V192H51ZM88 191V192H87ZM140 191V192H141ZM153 191V193L151 194V192ZM204 191V192H203ZM259 191V192H258ZM263 191V192H262ZM168 192H170V190L168 191ZM174 192H177V190L176 191H174ZM99 193V194H100ZM171 193H173L172 191L170 192V196H172L171 197V203H174V205H179L180 204V201H177L176 200V202H177V204H176V202H174L173 201V198L175 199L176 198V193H175V195H173V194H171ZM260 193V194H259ZM43 194V195H44ZM179 193H177V195H178ZM249 194V193H248ZM66 195H67V193H65V197H66ZM256 195H257V197H256ZM53 196V197H52ZM154 197V198H156V199H154V198H152V197ZM216 196V197H215ZM231 196V197H230ZM264 196V195H263ZM262 196V197H263ZM261 197V196H260ZM162 200H161V199ZM164 198H168L167 196H165ZM207 198V199H206ZM135 199V200H134ZM161 200V201H159L158 202V200ZM170 199V198H169ZM176 199H178V197L176 198ZM260 199V198H259ZM147 200V201H146ZM154 200H157V201H154ZM179 200H180V198H179ZM77 201V199L76 200H74L73 201V203L72 204H74L75 202ZM165 201H166V199H165ZM169 201V200H168ZM129 202H131L130 204H129ZM170 202V201H169ZM169 202L168 203H166V205H169ZM165 203V202H164ZM163 203V205H165ZM170 203V204H171ZM179 203V204H178ZM208 204V203H207ZM223 204V205H222ZM113 205H116V203H114ZM156 205V206H155ZM173 205V206H174ZM230 205H231V207H230ZM157 206V207H158ZM224 206V207H223ZM91 207V210H90V212L88 213V218H90L91 217V221H93L94 223H96L97 225L98 224H100V221L101 222H103V224L105 225L106 224V222L104 221L105 219H102L100 216H98V215H94V213H95V209L94 208H92L93 206H90ZM229 207V208H228ZM224 208H225V210H224ZM156 209V208H155ZM157 210V209H156ZM160 211V210H159ZM239 211V212H238ZM246 212H248V213H250L251 211H246ZM213 213V214H214ZM238 213H240L239 215H240V217H239V215H238ZM90 214V215H89ZM246 215H247V213H245ZM243 215V216H246V215ZM91 215H93V216H91ZM250 215H251V213H250ZM249 215V216H250ZM127 217H128V214L126 215ZM239 217V218H238ZM238 218V219H237ZM93 219V220H92ZM128 219V218H127ZM206 219H210V218H208V216L206 217ZM204 217H203V221L205 222H209V221H207ZM112 220H114V219H112ZM117 219H115V221H116ZM118 220H119V218H118ZM121 220V219H120ZM125 220H126V218H125ZM237 220V221H236ZM238 220H240V221H238ZM153 224H151V227H152V225L155 227V226H157V228L155 227V230L153 231L154 232V237H155V239H157V236H158V239L157 240H161V241H163L165 238H166V236H168L166 233H165V231H163L164 229H163V227H162V223L160 224V221H159V223H158V221H157V223H155V221H153L152 222ZM207 223H206V226H205V230H206V234H208L209 233V231H210V229H211V225L209 226V225H207ZM158 226L160 227V229H163L162 231L163 232H161V230L159 231V229H158ZM208 226V227H207ZM210 227V228H209ZM151 229V228H150ZM153 229V228H152ZM208 229V230H207ZM158 230V231H157ZM149 231H151V230H149ZM149 233V232H148ZM152 233V232H151ZM163 233V234H162ZM174 232H172V235L169 237L170 238V245L172 244V246H174L176 249L177 248H180L179 247V245H181L180 243H179V240L177 241L176 240V236L173 234ZM166 236H165V235ZM164 235V236H163ZM160 237V238H159ZM174 244V245H173ZM224 253V252H223ZM245 257H249L248 256V254L247 255H245Z\"/></svg>","mask_w":264,"mask_h":264}]
</instances>
